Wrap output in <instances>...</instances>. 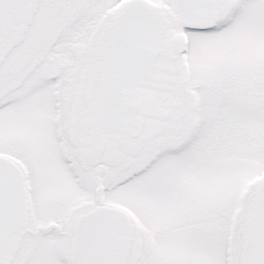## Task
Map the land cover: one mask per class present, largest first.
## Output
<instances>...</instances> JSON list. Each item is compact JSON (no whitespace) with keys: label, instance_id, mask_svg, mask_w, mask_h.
<instances>
[{"label":"snow or ice","instance_id":"obj_1","mask_svg":"<svg viewBox=\"0 0 264 264\" xmlns=\"http://www.w3.org/2000/svg\"><path fill=\"white\" fill-rule=\"evenodd\" d=\"M0 264H264V0H0Z\"/></svg>","mask_w":264,"mask_h":264}]
</instances>
